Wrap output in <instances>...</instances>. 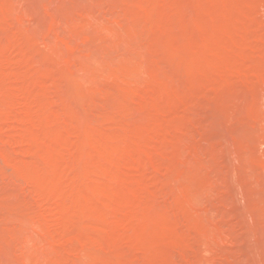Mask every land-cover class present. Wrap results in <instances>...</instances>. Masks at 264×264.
Here are the masks:
<instances>
[{
	"label": "rangeland",
	"instance_id": "1",
	"mask_svg": "<svg viewBox=\"0 0 264 264\" xmlns=\"http://www.w3.org/2000/svg\"><path fill=\"white\" fill-rule=\"evenodd\" d=\"M0 264H264V0H0Z\"/></svg>",
	"mask_w": 264,
	"mask_h": 264
}]
</instances>
